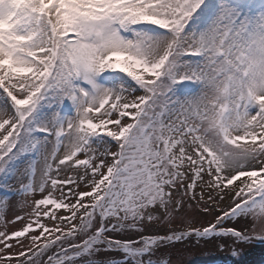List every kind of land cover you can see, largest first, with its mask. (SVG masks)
<instances>
[{
    "label": "snow or ice",
    "instance_id": "obj_1",
    "mask_svg": "<svg viewBox=\"0 0 264 264\" xmlns=\"http://www.w3.org/2000/svg\"><path fill=\"white\" fill-rule=\"evenodd\" d=\"M0 190V264L264 241V0H0Z\"/></svg>",
    "mask_w": 264,
    "mask_h": 264
},
{
    "label": "rangeland",
    "instance_id": "obj_2",
    "mask_svg": "<svg viewBox=\"0 0 264 264\" xmlns=\"http://www.w3.org/2000/svg\"><path fill=\"white\" fill-rule=\"evenodd\" d=\"M246 179V178H242ZM236 184L239 181L235 182ZM234 186V185H233ZM231 187V186H230ZM1 197V196H0ZM11 203H15V207L19 206V198H13ZM232 203L231 197H225L220 202L221 208H228ZM186 212L189 216H193L196 219L197 225L203 224L207 226L210 221H214L215 217L219 215V211L213 210L210 214H204L193 204L191 209L185 206ZM225 227H232L236 230H241L245 225L242 222H231L224 225ZM170 230H182L178 221H173L172 229L167 225H150L145 229V235H167ZM59 234V233H56ZM248 235H264V225L255 223ZM47 235V234H46ZM122 238V237H117ZM127 238V237H123ZM131 238L138 239L137 235H133ZM43 238L41 239V242ZM220 244H224L225 247L221 249ZM235 247L240 251L241 255L237 258L232 255V249ZM99 260L108 259H122V253L116 252H100L95 257ZM210 258L223 259L222 264H256L260 261L264 262V241H253L248 243H235L228 238H212L207 240H200L197 242L194 238H189L183 242H175L171 246H165L158 250L156 255L153 256L154 260H157L159 264H164L165 260L168 264H191L195 261H202ZM47 257H43L42 260H46ZM86 259V258H82Z\"/></svg>",
    "mask_w": 264,
    "mask_h": 264
},
{
    "label": "bare ground",
    "instance_id": "obj_3",
    "mask_svg": "<svg viewBox=\"0 0 264 264\" xmlns=\"http://www.w3.org/2000/svg\"><path fill=\"white\" fill-rule=\"evenodd\" d=\"M36 198H40L38 195ZM15 203H10V206L6 209L4 214V220L8 223V232L10 233L13 230H19L20 224L19 221H15L14 223H9L10 221H14L15 216H24L26 213L30 211V208L27 207H15ZM62 211V210H61ZM51 227V225H49ZM0 230H3V225H0ZM39 230H37L38 234ZM30 235V234H29ZM18 247V246H17Z\"/></svg>",
    "mask_w": 264,
    "mask_h": 264
}]
</instances>
